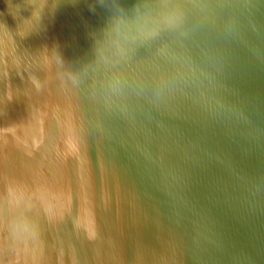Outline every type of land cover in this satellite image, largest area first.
Segmentation results:
<instances>
[{"label": "water", "instance_id": "95a60500", "mask_svg": "<svg viewBox=\"0 0 264 264\" xmlns=\"http://www.w3.org/2000/svg\"><path fill=\"white\" fill-rule=\"evenodd\" d=\"M0 264H264V0H0Z\"/></svg>", "mask_w": 264, "mask_h": 264}, {"label": "clouds", "instance_id": "9594fccd", "mask_svg": "<svg viewBox=\"0 0 264 264\" xmlns=\"http://www.w3.org/2000/svg\"><path fill=\"white\" fill-rule=\"evenodd\" d=\"M170 23H175V21H170ZM117 32L119 31V25H117V28H116ZM149 33L145 32V31H141L140 35L143 37V36H146L148 35Z\"/></svg>", "mask_w": 264, "mask_h": 264}]
</instances>
